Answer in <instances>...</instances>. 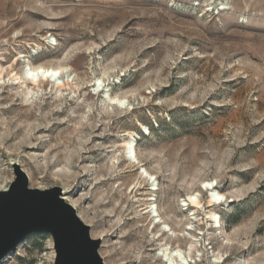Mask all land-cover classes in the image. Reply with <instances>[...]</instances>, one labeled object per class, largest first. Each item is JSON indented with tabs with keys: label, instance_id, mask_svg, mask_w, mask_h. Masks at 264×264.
<instances>
[{
	"label": "rangeland",
	"instance_id": "rangeland-1",
	"mask_svg": "<svg viewBox=\"0 0 264 264\" xmlns=\"http://www.w3.org/2000/svg\"><path fill=\"white\" fill-rule=\"evenodd\" d=\"M27 66L63 69L58 81L67 72L81 92L57 96L41 82L30 94L12 78ZM0 78V187L16 180L15 165L32 189L60 187L101 240L105 264L151 263L135 219L147 191L131 190L142 170L157 178L152 197L179 232L192 213L183 200L201 195L194 235L204 250L192 264L218 254L224 264H264V0H0ZM96 79L122 109L92 94ZM130 133L136 171H113ZM207 181L225 210L209 207ZM210 210L221 230L208 229ZM56 258L52 236L40 233L2 264Z\"/></svg>",
	"mask_w": 264,
	"mask_h": 264
},
{
	"label": "bare ground",
	"instance_id": "bare-ground-1",
	"mask_svg": "<svg viewBox=\"0 0 264 264\" xmlns=\"http://www.w3.org/2000/svg\"><path fill=\"white\" fill-rule=\"evenodd\" d=\"M39 69L44 70V74L39 72ZM63 69L60 68H51V67H45V66H38L35 68L32 67H26L23 70L22 76H19L18 74L13 75V80L16 82V84H20V86L24 89H26L30 94H34V90L37 89L36 94L39 93V90L41 89V82H50L53 83V89L57 96L64 94V91L70 90L73 91L72 93H75L77 91L81 92V89L76 85L73 84L74 87H71L70 84L73 83V81L70 80V76L67 72H65V77L62 81H58V79H61L64 73L62 71ZM33 72L37 73L36 76H29L28 73ZM52 72L56 73L59 72V76H47L46 73ZM1 79V78H0ZM30 83H29V82ZM28 82V83H27ZM28 84L34 86L33 88H30ZM94 86V91H92L93 95H99L100 92H103L105 95L103 96V99L105 101V108H110L112 111L114 108H121V105L125 104L124 99L112 97V95L109 94L110 90H105V85L103 84V81L101 79H96ZM78 93V92H77ZM60 96V97H61ZM100 97V96H99ZM113 100L117 101V103H113ZM104 108V107H103ZM107 110V109H106ZM110 110V111H111ZM105 111V110H104ZM111 111V112H112ZM109 112V111H108ZM114 112V111H113ZM111 117L112 114L108 113ZM90 120V119H89ZM93 127V126H92ZM93 129V128H92ZM148 132V131H147ZM123 143L121 146V150H117L114 155V159L111 162V169L113 171H119L122 173L121 166L123 163H127V168H130L131 170H128L126 172H134L135 164H137V153H136V142L134 138L132 137L131 133L126 137L123 138ZM113 158V157H112ZM124 172V173H126ZM152 175H150L146 170H142L141 173L137 175V183L134 185V187L131 189L132 193L133 191L137 190H146L147 192L143 194L145 196L144 199H136V203H144V207L142 210L141 215H137L135 219L142 220V222H145L144 224H141L139 227L145 228V234L146 239L145 242L147 243V247L149 248L148 251L150 252L148 257L150 258L151 263L150 264H192L190 262V258L194 256V253L198 254L202 250H204V246L201 243V239H199L196 235H194L195 232V224L198 223L200 220L198 217H195L199 211L205 210V206L201 200L200 194H191L189 195L185 200H183V204L181 207H185L183 211L191 210V215L188 218H185L188 221L186 222V227L183 232H179L177 228H174L173 222L174 220H171L169 217L164 216V214H161V211L159 209V206L156 204V199L152 196H155V192L159 191V183L157 181V178L152 179ZM146 182H148L146 184ZM146 184V185H145ZM204 184H209V187L205 189L203 186L201 189L203 191H206L209 193L208 197V204L209 207H221V209L225 210L227 205V200L225 195L220 194L215 190V183L213 184V181H207L204 182ZM6 190V188L0 187V191ZM151 193V194H150ZM219 196H223V199H219ZM64 200L66 202H69V199L66 196H63ZM69 204L76 207L73 203ZM140 210V211H141ZM215 210V209H214ZM214 210H210L207 212V219L208 221V229H220L221 230V221L220 216L217 212ZM163 213V212H162ZM80 217H82L81 214H79ZM137 221V222H138ZM177 222H182L181 220H177L175 226L177 225ZM185 222H183L184 226ZM179 226V225H177ZM219 230V231H220ZM219 233V232H217ZM201 235L200 233H198ZM219 234H212L208 233V238L211 239L213 237H216ZM181 241H184L186 243V248L182 247V245L179 243ZM225 249L232 250V243L230 241H226L225 239L222 240V245ZM145 253V252H144ZM103 254V253H102ZM109 254V252H107ZM201 257V255H200ZM227 258V255L218 254L216 255L215 259L210 261L209 264H224L225 260ZM149 260V259H148Z\"/></svg>",
	"mask_w": 264,
	"mask_h": 264
},
{
	"label": "water",
	"instance_id": "water-1",
	"mask_svg": "<svg viewBox=\"0 0 264 264\" xmlns=\"http://www.w3.org/2000/svg\"><path fill=\"white\" fill-rule=\"evenodd\" d=\"M16 180L0 191V264L31 235L53 238L55 264H105L101 240L63 198L60 187L40 190L29 186L28 176L15 165Z\"/></svg>",
	"mask_w": 264,
	"mask_h": 264
},
{
	"label": "snow or ice",
	"instance_id": "snow-or-ice-1",
	"mask_svg": "<svg viewBox=\"0 0 264 264\" xmlns=\"http://www.w3.org/2000/svg\"><path fill=\"white\" fill-rule=\"evenodd\" d=\"M39 72L42 73V74H44V70L43 69H39ZM28 75L29 76H36L37 73L29 72ZM45 75H46V77L47 76H59V72H56V73L48 72ZM113 103L115 104V103H117V101L113 100ZM121 106H123V105H121ZM152 179H155V177H152ZM214 183L215 182L213 181V184ZM203 187L205 189H207L209 187V184H204ZM218 198L222 200L223 199V196H219Z\"/></svg>",
	"mask_w": 264,
	"mask_h": 264
}]
</instances>
